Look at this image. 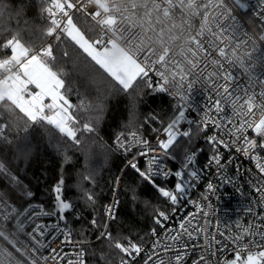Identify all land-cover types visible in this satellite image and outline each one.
<instances>
[{"label":"snow or ice","instance_id":"snow-or-ice-1","mask_svg":"<svg viewBox=\"0 0 264 264\" xmlns=\"http://www.w3.org/2000/svg\"><path fill=\"white\" fill-rule=\"evenodd\" d=\"M27 7L0 0V17L7 14L19 21ZM248 7L244 0H39L43 24L28 30L29 38L23 35L26 29L0 26V142L13 145L14 132L12 160L28 161L33 153L31 131L43 128L49 146L62 159L61 176L52 188L53 207L47 211L32 203L24 206L33 193L10 167L8 154L0 153V176L7 180L0 187V240L5 245L0 247V264H64L68 253L61 256L60 251L72 242L68 213L81 219L77 200L96 206L93 148L109 145L103 138L91 143L89 139L98 136L106 105L114 97L128 101V120L113 139L115 149L130 156L126 167L135 173L126 191L136 206L142 184L154 189L159 203L142 201L151 209L153 227L135 239L119 222L113 232L122 179L117 176L112 205H104V218L93 212L89 228L80 231L75 259H67V264H264V0L254 7L250 28L237 15ZM69 44L77 59L68 51ZM80 57L94 69L90 82L96 95L87 104L83 99L72 103L67 81L68 62L75 69ZM198 85L206 102L191 108L196 116L189 117V101ZM150 92L168 93L177 103L169 117L149 113L140 123L138 102ZM81 111L90 113L83 121ZM146 126L147 133L138 130ZM200 137L209 155L197 169L203 149L192 151L184 144L191 146ZM236 154L254 166L245 172L256 195L244 208L254 219L246 225L237 219L235 230L231 224L222 230L217 219L210 231L211 217L218 211L210 196L217 186L209 180L200 199L185 201V196L213 166L218 178L226 176ZM178 159L176 168L169 167L168 161ZM64 165L75 169V198L64 195ZM170 177L175 178L171 188L166 186ZM223 183L234 181L225 178ZM242 188L236 187L241 195ZM185 203L195 212L168 225ZM51 216L57 223L40 222ZM157 227L163 231L158 233ZM92 231L95 241L89 239ZM60 236V246L52 247ZM45 250H50L48 255Z\"/></svg>","mask_w":264,"mask_h":264},{"label":"trees","instance_id":"trees-1","mask_svg":"<svg viewBox=\"0 0 264 264\" xmlns=\"http://www.w3.org/2000/svg\"><path fill=\"white\" fill-rule=\"evenodd\" d=\"M13 6L21 3L28 5L25 15L17 21L14 16L9 18L6 14L0 17V26H7L11 29H26L23 32L25 38H29V31H35V25H42L43 21L39 16V0H6ZM244 16L249 20L252 19L248 13ZM25 20L29 21L26 25ZM62 50V49H61ZM68 51L72 54L73 59H77V54L74 53L72 46L68 45ZM67 67L70 72L67 77L68 86L70 89V99L73 104L78 103L79 99H83L85 104L96 95L95 88L90 82V76L94 73L91 64L85 61L82 57L77 60V67L72 69V61L68 62ZM128 101L123 97H114L110 99L106 105L103 118L98 126V136L89 139L103 138V141L109 145L107 149L98 147L93 148L92 165L97 172V183L95 191L97 193V202L95 209L87 207L82 201L77 200L76 208L80 213L81 219H75L74 213H68L70 220L69 227L72 230V239L79 241L81 239L80 231L84 228H89V220L93 212L99 218H104V205H108L113 195V188L115 184V177L121 176V190L116 192L119 203L116 205L115 214L117 221L112 223V230H117V222L119 227L123 229L125 234L132 233L133 238L136 234L143 235L148 233L153 227L151 219V209H145L142 203L143 200H149L151 203H159L156 198L154 189L148 184H142L139 187L141 203L133 206L130 197L126 191V185L132 183L136 177L135 173L125 167L126 159L116 153L111 147V140L115 132L123 130L122 126L128 120ZM156 114L162 117H169L173 112L171 110V101L160 92H150L143 96L138 102V117L139 122L143 123L145 117L149 114ZM81 120L86 119L90 113L81 111L79 113ZM23 135V133H21ZM13 137V145H7L0 142V153H7L9 160L12 161L10 167L18 172L20 179L24 184L28 185L29 190L33 193L31 198H27L28 202H37L42 204L48 211L52 210L55 200V193L52 191L53 186L59 180L62 169V159L57 155L54 148L48 144V136L44 133L43 128H35L31 131L30 139L33 144V153L28 161L12 160L14 155V136L15 133L10 134ZM196 146L195 140L189 146L186 142L184 147L190 150ZM71 153V149H69ZM183 148L178 149V157H182ZM79 155V154H77ZM82 162L83 158L80 157ZM179 160V159H178ZM80 165H76L78 168ZM65 188L64 195L69 198H75L78 194L73 188L75 182V169L70 165H64ZM123 169V172L121 171ZM160 182V181H157ZM7 180L0 176V187H4ZM173 182H167L166 186L171 188ZM25 203V204H26ZM63 224V222H61ZM64 226V224H63ZM96 233L90 232L89 239L95 241Z\"/></svg>","mask_w":264,"mask_h":264},{"label":"built area","instance_id":"built-area-1","mask_svg":"<svg viewBox=\"0 0 264 264\" xmlns=\"http://www.w3.org/2000/svg\"><path fill=\"white\" fill-rule=\"evenodd\" d=\"M244 2L249 5L248 9L244 13L239 11L237 13V15H238V17H242L241 23L245 24L247 27L250 28V25L247 24L248 19L244 16V14L248 13L251 16V18L254 19V17H252V12L254 10V7L258 4V0H244ZM256 71L257 72L261 71L259 65L257 66ZM163 94L171 101V110L173 112V105L176 104L177 101L168 93H163ZM205 102H206L205 97H204L202 91L200 90V86L198 85V86H196L195 90L193 91V93L191 95V99L189 101V104L191 106L189 108V112H188L189 117H195L196 116V113L191 111V108H193V107L199 108ZM151 126L155 127L158 125L153 123V124H151ZM138 130L142 133H147L149 129L146 126L145 128H140ZM113 139H114V137L111 140L112 149L116 153H118L120 156L125 158L126 164H127V160L130 159V156H126L122 151L116 150L115 146L113 145ZM195 143H196V146L194 149H191L192 151L197 150V149H201V148L203 149V151L199 152V154H198L197 164L194 165V167H196L197 169H200L203 167V165L207 161V157L209 155V150H208V146L206 145L203 137L195 139ZM227 158H228V154L225 152V160ZM126 164H125V167H126ZM140 164H141V167H143L144 162L142 159L140 160ZM168 164H169V167L176 168L179 164V160L168 161ZM237 167H239V169H240L239 173H237V171H236ZM249 168H254V166L251 164V162L248 159L236 154L233 156V163L229 164L225 170L226 176L223 174H220L219 178H218L216 168H215V166H213L210 170H206L205 172H202L201 173V179L199 180V182L195 186H193L189 189V195L185 196V201H187L188 199H191V200L200 199V194L205 190L206 184L209 180H211L212 183L217 186L215 195L210 196V201L213 204L214 209L218 210L217 214L215 216L211 217L210 231L215 227L217 219H219V221L221 223V229L222 230L225 229V225H227V224H231L233 230H235L234 221H236L237 219H240L241 222L245 225L247 224V221L249 219H254L253 217L246 215L244 212V208L249 204L250 200L253 199L256 195L255 193L250 192L249 186L246 183L247 176H246L245 170H247ZM225 178H231L232 181H234V183H223V180ZM158 181H160V180L158 179ZM170 181H172L173 185H174L175 178L170 177L167 180V182H170ZM240 185H243V188H242L243 195H241V193L236 191V187L240 186ZM121 187H122L121 184H119V187L117 189L121 190ZM28 203L43 206L42 204L37 203V202H28ZM28 203H26L24 206L27 207ZM205 203H207V202H205ZM110 205H112V203ZM44 209L47 210L45 207H44ZM115 209H116V206H115ZM256 210L259 211L260 209H256ZM188 211L195 212V208L192 206V204L185 203L180 208V210L175 214L173 220L167 222L168 225L175 226L174 221L182 218L184 215L187 214ZM198 219L200 220V223L203 224V218L198 216ZM40 222L57 223V218L55 216L43 217ZM194 223H195V221H194ZM60 224H61V227H63V224L61 222H60ZM8 229H9V231L13 230L11 224L8 225ZM27 230L31 231L30 228ZM162 231H163V229L157 227L158 233H161ZM174 234L175 233H173V235ZM62 239H63V237L60 236L55 241V243L52 244V247H59L60 241ZM20 240L27 242V237L20 236ZM71 240H72V242L65 244L60 251L61 256H63L65 253H68L67 259H75V257L72 255V253L79 250L78 247L76 246L77 241L73 240L72 238H71ZM45 243H47V241H45ZM3 246H5L4 242L2 240H0V247H3ZM49 251L50 250H45L43 252V254L48 255ZM67 259L64 260V264H67ZM25 264H26V262H25ZM49 264H51V262H49ZM141 264H142V262H141ZM189 264H191V261H189Z\"/></svg>","mask_w":264,"mask_h":264},{"label":"rangeland","instance_id":"rangeland-1","mask_svg":"<svg viewBox=\"0 0 264 264\" xmlns=\"http://www.w3.org/2000/svg\"><path fill=\"white\" fill-rule=\"evenodd\" d=\"M195 148V147H194ZM193 148V149H194ZM121 184V183H120ZM116 187V185L114 186V188ZM119 189H117V191H118ZM116 198H117V196H116ZM112 201H113V195H112V198H111V201H110V203L108 204V205H110L111 203H112Z\"/></svg>","mask_w":264,"mask_h":264},{"label":"water","instance_id":"water-1","mask_svg":"<svg viewBox=\"0 0 264 264\" xmlns=\"http://www.w3.org/2000/svg\"><path fill=\"white\" fill-rule=\"evenodd\" d=\"M241 12H243V13H244V12H246V10H241Z\"/></svg>","mask_w":264,"mask_h":264}]
</instances>
